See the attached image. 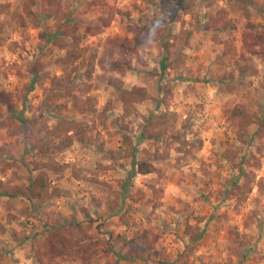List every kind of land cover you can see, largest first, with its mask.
Here are the masks:
<instances>
[{
    "label": "rangeland",
    "instance_id": "obj_1",
    "mask_svg": "<svg viewBox=\"0 0 264 264\" xmlns=\"http://www.w3.org/2000/svg\"><path fill=\"white\" fill-rule=\"evenodd\" d=\"M33 11L0 0V264H264V0H60L76 45Z\"/></svg>",
    "mask_w": 264,
    "mask_h": 264
},
{
    "label": "trees",
    "instance_id": "obj_2",
    "mask_svg": "<svg viewBox=\"0 0 264 264\" xmlns=\"http://www.w3.org/2000/svg\"><path fill=\"white\" fill-rule=\"evenodd\" d=\"M37 7H43L45 10L50 11L54 16H58L53 24L56 34L70 38L73 45H76V43L80 41L77 34H74L72 31L69 17L60 11V0H20L21 15L30 21L32 27H37L39 21L42 20L37 17L33 11ZM21 24H23V22H21ZM26 87L27 90L31 89V85H27ZM0 103L6 107L8 112L15 114V110L8 94L0 92ZM17 118L20 119V121H23L20 116H17ZM229 119L234 126L237 137L240 139L243 133H241V131H244L249 124L253 123L251 115L246 113L241 105H235L232 107ZM74 134L78 141L83 142V131L81 128L75 129ZM152 172H154L153 166L147 161V159H141L132 166L130 175H145ZM44 185V179L40 176H36L25 188V195H30L34 198H41L44 193ZM3 190L4 194L10 193L7 189ZM41 245L43 250L39 252L40 256L60 257L62 255L73 254L76 257H79L84 263L90 255L84 254V249L89 248V246H82L77 241L72 242L71 239L66 236L65 232L60 230L53 229L48 231L43 238Z\"/></svg>",
    "mask_w": 264,
    "mask_h": 264
}]
</instances>
